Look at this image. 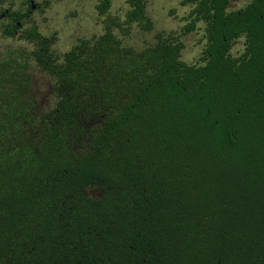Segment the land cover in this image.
Instances as JSON below:
<instances>
[{
	"label": "trees",
	"instance_id": "16d2710c",
	"mask_svg": "<svg viewBox=\"0 0 264 264\" xmlns=\"http://www.w3.org/2000/svg\"><path fill=\"white\" fill-rule=\"evenodd\" d=\"M127 3L62 54L7 13L2 34L36 46L0 53V264H264V0H181V33L142 49L115 32L152 28L145 0Z\"/></svg>",
	"mask_w": 264,
	"mask_h": 264
},
{
	"label": "rangeland",
	"instance_id": "374dc122",
	"mask_svg": "<svg viewBox=\"0 0 264 264\" xmlns=\"http://www.w3.org/2000/svg\"><path fill=\"white\" fill-rule=\"evenodd\" d=\"M109 9L105 14H100L97 6L101 0H34L36 4L28 20L23 27L35 25L43 36H54L51 49L56 54H62L80 39H89L103 32L105 20L108 17H116L123 20L124 14L129 8L127 0H109ZM249 0H230L229 9H237L244 6ZM25 0H6L2 8L12 10H25ZM146 14L152 21V28L144 30L136 24H132L128 34L124 35L118 29L115 30L123 44L142 49L154 42L156 34L181 33V27L185 23L184 16L190 10L189 5H182L181 0H145ZM7 20H0V53L6 50L30 51L36 44L18 37H6L2 34L1 26ZM203 22H198L196 28L181 35L184 48L181 51V59L188 63L199 61L202 48L205 43L203 35ZM243 48V38H238L231 48L235 55ZM50 76L39 70H31V90L40 110H46L55 103V98L50 88Z\"/></svg>",
	"mask_w": 264,
	"mask_h": 264
},
{
	"label": "flooded vegetation",
	"instance_id": "af4514ba",
	"mask_svg": "<svg viewBox=\"0 0 264 264\" xmlns=\"http://www.w3.org/2000/svg\"><path fill=\"white\" fill-rule=\"evenodd\" d=\"M6 2V0H3L1 3H0V20H4V19H6L7 20V22L6 23H8L9 22V20H10V18H9V16L7 15V13H9V12H15V11H17V12H19V14H21V15H23V17H22V21H21V24H20V21H17L18 23L17 24H19L18 26H17V28H19V29H17L16 30V35H20L21 33H22V31L25 29L24 27H23V23L25 22V20H28L29 19V17H30V15H31V13H32V11L35 9V7H36V4L34 3V0H25V2H24V4H25V10L24 11H21V10H12V9H10V8H2L1 6L4 4ZM6 23H4V24H6ZM4 24L2 25V26H4ZM31 26H33V25H31ZM35 26V25H34ZM30 27V26H29ZM26 28H28V27H26ZM37 28V27H36Z\"/></svg>",
	"mask_w": 264,
	"mask_h": 264
}]
</instances>
